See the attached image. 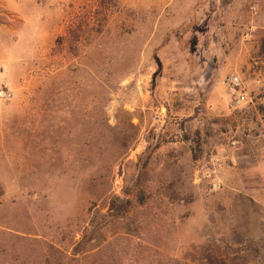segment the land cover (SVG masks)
<instances>
[{
    "label": "rangeland",
    "instance_id": "obj_1",
    "mask_svg": "<svg viewBox=\"0 0 264 264\" xmlns=\"http://www.w3.org/2000/svg\"><path fill=\"white\" fill-rule=\"evenodd\" d=\"M5 84L0 264H264V0H0Z\"/></svg>",
    "mask_w": 264,
    "mask_h": 264
},
{
    "label": "built area",
    "instance_id": "obj_2",
    "mask_svg": "<svg viewBox=\"0 0 264 264\" xmlns=\"http://www.w3.org/2000/svg\"><path fill=\"white\" fill-rule=\"evenodd\" d=\"M257 65V62H254ZM259 83V80L256 81ZM225 88L227 92V108L230 111H239L248 103L249 95L245 83L237 73L228 75L225 81ZM11 97L10 88L5 84L4 88L0 90V100H7Z\"/></svg>",
    "mask_w": 264,
    "mask_h": 264
}]
</instances>
